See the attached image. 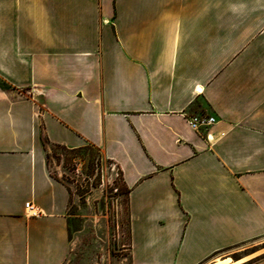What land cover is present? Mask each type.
I'll return each instance as SVG.
<instances>
[{
    "label": "crops",
    "instance_id": "1",
    "mask_svg": "<svg viewBox=\"0 0 264 264\" xmlns=\"http://www.w3.org/2000/svg\"><path fill=\"white\" fill-rule=\"evenodd\" d=\"M41 136L115 163L128 264H264V0H0V264L69 252Z\"/></svg>",
    "mask_w": 264,
    "mask_h": 264
},
{
    "label": "rangeland",
    "instance_id": "2",
    "mask_svg": "<svg viewBox=\"0 0 264 264\" xmlns=\"http://www.w3.org/2000/svg\"><path fill=\"white\" fill-rule=\"evenodd\" d=\"M43 147L51 173L69 187V252L64 264H128L126 186L100 147Z\"/></svg>",
    "mask_w": 264,
    "mask_h": 264
},
{
    "label": "built area",
    "instance_id": "3",
    "mask_svg": "<svg viewBox=\"0 0 264 264\" xmlns=\"http://www.w3.org/2000/svg\"><path fill=\"white\" fill-rule=\"evenodd\" d=\"M214 121H215V117L214 116H206V117H203L202 119H199V120L194 119L191 123H192L193 127H196L199 124L209 125V124L213 123ZM25 207L28 210H31V212L33 214L35 213V207H33V205H31L29 202L25 203Z\"/></svg>",
    "mask_w": 264,
    "mask_h": 264
},
{
    "label": "trees",
    "instance_id": "4",
    "mask_svg": "<svg viewBox=\"0 0 264 264\" xmlns=\"http://www.w3.org/2000/svg\"><path fill=\"white\" fill-rule=\"evenodd\" d=\"M41 142H42V145H43V147L45 146V144L46 143H49L43 136H41ZM52 146H53V148H60V149H63V150H72V151H76V150H81L82 149V147H67V146H65V145H61V144H56V143H50ZM45 150V149H44ZM45 156H46V162H47V164H48V153L47 152H45ZM56 178H58V177H56ZM58 179H60V178H58ZM62 182H63V180L62 179H60ZM66 185V184H65ZM67 186V185H66ZM67 189L69 190V187L67 186ZM70 191V190H69ZM126 192L128 193V189H127V187H126Z\"/></svg>",
    "mask_w": 264,
    "mask_h": 264
},
{
    "label": "bare ground",
    "instance_id": "5",
    "mask_svg": "<svg viewBox=\"0 0 264 264\" xmlns=\"http://www.w3.org/2000/svg\"><path fill=\"white\" fill-rule=\"evenodd\" d=\"M218 264H228V260L225 262H218Z\"/></svg>",
    "mask_w": 264,
    "mask_h": 264
}]
</instances>
